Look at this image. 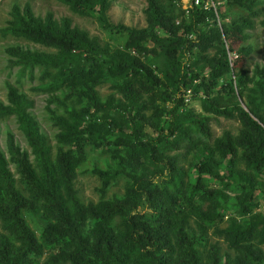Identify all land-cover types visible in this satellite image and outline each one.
Instances as JSON below:
<instances>
[{
  "label": "trees",
  "instance_id": "1",
  "mask_svg": "<svg viewBox=\"0 0 264 264\" xmlns=\"http://www.w3.org/2000/svg\"><path fill=\"white\" fill-rule=\"evenodd\" d=\"M60 1L77 13H92L103 19V0ZM231 2L250 6L245 0ZM167 4L174 6L173 0H167ZM144 11L145 26L127 30L123 47L111 48L105 40L69 28L66 19L60 24L49 17L41 21L23 17L16 8L13 9V21L5 27V32L56 47L53 54L14 50L23 67L32 68L36 64L55 67L50 85L55 88L69 80L70 86L65 94L84 95L86 106L79 112L67 108L70 121L61 120L66 129L59 136L75 138L72 146L66 149L57 147L51 156L44 136L27 110L30 102L22 92L8 87L6 98L10 110L15 114L17 127L25 137L32 158L9 142L7 161L13 165L14 171H11L0 154V264H37L35 259L47 250L53 251L42 264H202L201 246H207L205 264H229L228 257H221L219 248L208 242V229L236 250V264H264L263 250L250 242L253 238H257L258 243L264 240V216L252 211L264 202V117L251 102L249 111L237 104L236 96L244 84L243 71L238 72L233 80L220 83L221 90L213 87L216 78L239 66L237 62L245 48L239 47V54L235 52L236 56L230 60L226 52L245 35L238 30H229L224 44L216 26L203 28L207 24L206 18L214 14L211 7L190 8L180 25L174 23L157 0H145ZM239 21L242 26L251 25L246 17L239 18ZM261 25L264 27V18ZM103 28L110 34L118 32L122 26L104 23ZM215 37L219 41L212 43ZM146 38L160 42L162 46L166 65L161 75L140 58L142 42ZM212 44L215 51L212 56H202L205 71L199 75L196 67L189 65H195V61H189V51L195 47L200 53ZM102 69L107 74L122 72L114 84L127 100V106L118 109L117 117L99 116L90 109L107 107L98 102L92 88L81 83L82 79L79 84L83 89L73 86L76 79L99 75ZM189 87L193 90L202 88L204 96L200 104L203 110L224 117L233 116L235 111L241 127L234 137L224 132L215 140L214 148L223 150L226 160L233 165L236 149L241 147L239 159L263 178L256 187L251 178L236 182L240 188L236 205L241 218L228 216L223 227L219 226V221L225 214L224 206L218 203L219 193L205 186L201 166L204 159L194 165L197 174L193 181L186 182L175 164L176 155L163 152L166 148L179 146L186 127L206 132V118H191L187 125L180 120V107L185 105L184 93ZM139 89L160 91L171 101L170 107L164 111V124L153 122L154 135L141 129L147 117L142 111L145 104L139 100ZM254 90L262 99V70L256 74ZM107 104L116 105L109 99ZM93 124L105 125L107 131L113 132L112 139H98L97 133L92 132ZM85 144L112 146V151L121 148L129 158L136 157L135 148L140 145L139 154L152 165V171L126 172L130 194L124 198L84 204L76 195L72 179L74 164L83 158ZM162 169H165L164 173ZM93 170L102 177L103 185L114 174L122 172L116 165L110 172L97 167ZM13 172L24 192L14 186ZM212 174L219 179L223 177L217 172ZM155 175L159 177L158 182L152 181ZM195 195L211 199L205 210L194 202ZM189 214L194 216L195 227L187 223ZM113 216L120 218L121 228H112ZM31 223L34 228L30 227Z\"/></svg>",
  "mask_w": 264,
  "mask_h": 264
},
{
  "label": "rangeland",
  "instance_id": "2",
  "mask_svg": "<svg viewBox=\"0 0 264 264\" xmlns=\"http://www.w3.org/2000/svg\"><path fill=\"white\" fill-rule=\"evenodd\" d=\"M245 1H248L250 6H239L236 3H232L231 0H211L216 12L211 7L214 14L206 18L207 24L203 28L208 29L216 26L219 30L218 36L224 44H226L225 37L230 32L229 30H238L240 34L244 33L245 37L235 41L231 49L226 52L233 50L239 54L238 48H245L243 56L237 62L239 66L230 68L228 72L216 78L213 82V87L221 90L220 83L229 79L233 80L238 72L243 71L244 84L241 88V93L236 96L237 104L249 111L251 102L257 106V110L264 117V95L260 99L256 96L254 90L256 74L261 70L264 73V27L261 25V20L264 18V0ZM157 2L176 25H180V22L187 17L190 8L193 7L188 0H173L174 6L172 5L171 7L168 6L167 0H157ZM144 6L145 0H103V19H99L92 13H77L60 0H0V154L6 160L7 166L11 171H14L13 165L7 161V144L9 142H12L19 150H24L29 158H32V156L25 137L17 127L15 114L10 110L9 102L6 98L8 87H14L17 92H22L30 102L27 110L35 120L39 132L44 136L51 156L57 147L66 149L72 146L71 144L75 138V136L66 138H60L59 136L66 129L61 120L70 121L67 108L79 112L86 106L84 95L65 94L70 86L69 80L63 81L61 85L55 88L50 85L55 67H44L40 64H36L32 68L23 67L19 56L13 53L14 50L53 54L56 52V47L30 41L5 32V27L9 26L13 21V9L16 8L23 17L39 18L41 21L45 17H49L55 23L60 24L62 19H66L69 28L84 31L87 36H96L107 41L109 47L114 48L123 47L127 30L145 26L146 12L144 11ZM185 7L187 11H185ZM251 11H254V13H251ZM241 17L248 18L251 21V25L242 26L239 21ZM104 23H108L111 26L121 25L122 29L109 34L103 28ZM215 38L212 43L219 41L217 37ZM142 45L143 49L140 50V58L149 64L156 74L161 75L166 65V56L160 42L146 38ZM214 51V44L203 51L201 50L200 53L197 48L193 47L189 51L188 56L190 57L189 61H195V65L194 63L189 65L196 67L199 75L203 74L205 62L202 56H212ZM254 69H257L258 72ZM121 75L122 72L113 71L107 74L105 69H102V73L99 75H92V77L88 78L78 77L79 79H76L73 86L76 89H83L81 84L83 83L93 89L98 102L107 107L105 109L90 108L91 110L93 109L96 115H107L109 118L117 117L118 109L127 106V100L114 84V80L121 77ZM80 80L81 83L79 84ZM188 89L184 93L186 98L185 105L180 107V120L187 125L191 118H206V132L186 127L182 131V140L179 146L177 148H166L163 152L168 155H176L175 164L182 171V178L186 182L193 181L197 174L194 165L204 159L201 166L204 169L205 176H203V179L205 180V186L213 188L219 193L218 203L224 206L225 214L219 221V226L223 227L228 216L241 218L236 205L240 195V188L236 182H246L245 177L251 178L256 187L262 183L263 178L255 169L239 159L242 151L241 147L236 149V159L233 165L228 163L223 150L214 148L215 140L224 132L234 137L241 127L235 111L234 115L229 117L214 115L205 111L200 104V100L204 96L202 88L199 87L193 90L189 87ZM139 91L141 92L139 100L145 104L142 111L147 117V120L142 122L141 129L144 133L154 135L156 131L153 130V122L156 121L160 125L164 124L166 116L164 111L170 107L171 101L167 95L160 91L145 89H139ZM261 92L263 94L264 91L262 90ZM108 99L112 100L113 104L116 105L109 106L107 104ZM85 120L86 118L83 120V124ZM92 132L94 134L97 133V138L100 140L112 139L114 136L113 132L107 131L106 126L102 124H93ZM111 148L112 146L101 144L96 146L92 144L84 145L83 158L74 164V177L72 179L76 195L82 203L92 202L96 204L111 201L113 198H124L130 194V181L126 172L139 174L142 171L147 173L152 171V165L139 154L141 151L140 145L135 148L136 157L134 158H129L121 148L118 151H112ZM115 165L122 169V172L114 174L103 185L102 177L93 168L97 167L104 172H110ZM162 171L164 173L165 169H162ZM213 172L222 175V179L214 176ZM12 176L14 178V186L21 190L17 174L13 172ZM158 180V175L152 178L154 182H158ZM21 191L24 192L23 190ZM193 200L202 210H205L211 202V199L196 195ZM179 206L181 207V205H178V208ZM182 206L188 207L186 205ZM137 208L139 209V206ZM146 209L149 210V207L147 206ZM252 211H258L264 216V202H260L256 208H252ZM187 223L193 227L196 226L192 214L187 216ZM110 225L114 229L121 228L120 218L113 216ZM30 227L34 228V224L31 223ZM87 227L86 223L85 228ZM37 232L38 230H35V233ZM207 240L219 248L221 257L224 255L228 257L229 264H236L234 261V256L237 254L236 250L228 247L221 238L211 232V229L207 230ZM250 242L259 246L264 252V240L258 243L257 238H253ZM52 251H43L35 259V262L42 264ZM199 254L202 264H205L207 246L199 247Z\"/></svg>",
  "mask_w": 264,
  "mask_h": 264
},
{
  "label": "built area",
  "instance_id": "3",
  "mask_svg": "<svg viewBox=\"0 0 264 264\" xmlns=\"http://www.w3.org/2000/svg\"><path fill=\"white\" fill-rule=\"evenodd\" d=\"M190 1L191 5L193 7H200L202 9H209L210 7L213 8V10L216 12V10L214 9V6H213V3L211 2V0H188ZM192 8V7H191ZM185 11H187V8L185 7ZM189 12V11H188ZM228 55V60H230V57H235L236 56V53L235 51H229L227 53ZM186 90H189V89H186ZM186 99V98H184Z\"/></svg>",
  "mask_w": 264,
  "mask_h": 264
}]
</instances>
